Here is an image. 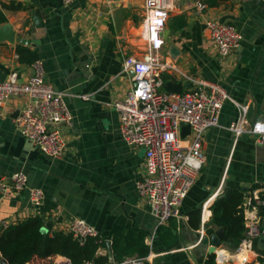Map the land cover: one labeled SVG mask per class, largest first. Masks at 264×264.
<instances>
[{
  "label": "crops",
  "instance_id": "obj_1",
  "mask_svg": "<svg viewBox=\"0 0 264 264\" xmlns=\"http://www.w3.org/2000/svg\"><path fill=\"white\" fill-rule=\"evenodd\" d=\"M213 1L217 0H205L206 8L198 11L196 0H170L166 29L170 33L159 53L173 69L163 72L161 78L164 85H181L183 92L195 88L191 79L218 84L233 102H225L218 126L204 134L206 162L182 203L181 218L160 225L137 191L145 174V150L124 142L114 108L134 86L132 72L124 69L125 61L147 55L145 0H75L70 5L63 0L62 4L57 0H0V11L7 17L0 30L9 27L15 33L14 42L0 41V82L13 73L21 82L34 74L36 62H20L17 52L20 44L28 47L38 53V61L44 65L46 84L65 94L74 117L72 126L60 129L66 143L64 155L50 158L16 130L15 119L28 98H13L5 106L0 117V180L21 172L29 187L42 190L45 199L35 208L28 191L1 196L0 233L33 217H41L51 235L69 233L67 225L83 219L100 238L96 258L87 264H118L115 235L132 231L146 235L144 244L150 252L145 258L134 254L124 261L205 264L213 255L215 264H245L253 258L225 243L211 250V244L203 240L211 236L206 230L212 219L211 207L227 186L247 190L264 186V145L251 136L236 139L228 129L239 115L234 102L249 106V124L264 123V0L211 5ZM12 3L24 9L4 8ZM35 18L40 27H36ZM207 21L234 25L242 35L240 49L221 57L210 39ZM20 38L28 44L19 43ZM254 191H248L249 196ZM197 210L201 211L200 223L199 229H194L190 216L192 223L199 220L190 214ZM263 223L264 218L262 227ZM211 228L214 233L220 229ZM167 232L173 234L170 246L165 243L170 241ZM259 249H264L263 241ZM257 259L251 263L264 264ZM47 261L35 258L28 264Z\"/></svg>",
  "mask_w": 264,
  "mask_h": 264
},
{
  "label": "built area",
  "instance_id": "obj_2",
  "mask_svg": "<svg viewBox=\"0 0 264 264\" xmlns=\"http://www.w3.org/2000/svg\"><path fill=\"white\" fill-rule=\"evenodd\" d=\"M75 0H63L70 5ZM196 9L206 8L205 0H196ZM170 0H145L144 33L148 46L144 59L128 58L125 71L132 72L133 88L123 100L114 103L118 113L119 132L129 146L145 150V174L137 183L139 195L146 200L160 225L173 218H181L180 208L197 177L203 169L206 157L203 151L205 132L218 126V120L226 101H232L225 89L214 83L191 79L193 90L173 94L164 90L163 72L173 69L172 63L164 60L159 52L165 46L164 32L167 29ZM210 39L221 57L240 49L242 35L230 23L207 21ZM34 74L21 82L16 73L0 82V117L7 103L13 98H28L27 106L15 119L16 130L38 150L50 157L64 155L66 143L60 131L64 125L72 126L74 117L65 102V94L54 90L45 82L42 62L37 61ZM83 98H86L85 96ZM239 115L229 130L236 139L254 137L264 145V123L249 124V106L238 104ZM182 124L190 127V134L182 139ZM28 191L33 207L44 203V193L29 187L28 178L19 172L8 179L0 180V197L9 193ZM264 188L253 192L246 205L252 201L256 206L246 211L245 233L237 252L252 254L253 262L258 254L253 243L262 236V219L257 206L264 201L259 195ZM67 231L84 243L89 237H97V230L83 219H75L67 225ZM49 264H71L63 257L54 258ZM118 264H146L144 259H127Z\"/></svg>",
  "mask_w": 264,
  "mask_h": 264
},
{
  "label": "trees",
  "instance_id": "obj_3",
  "mask_svg": "<svg viewBox=\"0 0 264 264\" xmlns=\"http://www.w3.org/2000/svg\"><path fill=\"white\" fill-rule=\"evenodd\" d=\"M220 1L227 0L213 1L211 5H217ZM4 8L9 11L24 9L21 4L14 3L5 5ZM6 22V15L0 11V26ZM17 52L20 62L25 64H34L40 58L37 52L21 44L18 45ZM261 187L264 186H254L247 190L240 186H227L211 207L212 219L206 227L207 234L212 235L214 233L211 228L213 225L222 228L224 229L223 243L238 249L244 239L246 211L256 206L255 201H252L250 206L246 205V194H249L248 191H254ZM262 194L259 195V198L264 201V194ZM257 208L259 209V216L263 220L264 204L257 206ZM190 215L199 220L197 223H192L190 216V224L194 229H199L201 211H194ZM44 227L45 223L41 217H33L3 229L0 233V264L2 260H7L9 264H28L35 258L48 260L47 262L50 263L58 256L68 259L71 264H87L96 258L100 247L98 236L89 237L82 244L70 233L59 231L51 235ZM161 229L164 230L165 228ZM166 234L170 236V241H165V243L170 246L173 241V234L171 232ZM145 238V234L137 231H132L128 235L116 234L114 249L118 263L134 254H138L140 258L147 257L150 250L144 244ZM260 241L264 243V234L253 243V250L259 255L257 261L261 263L264 261V249H259ZM119 244L121 246L118 248ZM214 260V256L209 255L205 264H215Z\"/></svg>",
  "mask_w": 264,
  "mask_h": 264
},
{
  "label": "water",
  "instance_id": "obj_4",
  "mask_svg": "<svg viewBox=\"0 0 264 264\" xmlns=\"http://www.w3.org/2000/svg\"><path fill=\"white\" fill-rule=\"evenodd\" d=\"M59 4H62V0H57ZM35 25L36 27H40V24L38 23V19L35 18ZM170 31L169 30H165L164 32V38L165 40H167L168 36H169ZM5 39H9L11 42L15 41V33L12 32V30L9 27H4L0 30V41L5 40ZM19 43H24V44H28L27 40H24L22 38L19 39ZM164 89L165 91L169 92V93H173V94H181L183 92V88L181 85H175L172 83H167L164 85ZM183 128H182V139H185L187 137V135L190 134V127L188 125L182 124ZM249 199V194H246V204L248 202ZM262 234H264V223H263V227L261 229ZM223 236H224V229L220 228L217 231H215V233L213 235L210 236V238H205L203 240V242L205 244L210 243L211 244V250L217 249L219 247L222 246L223 243ZM1 264H8L7 260H2Z\"/></svg>",
  "mask_w": 264,
  "mask_h": 264
}]
</instances>
